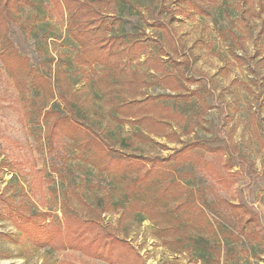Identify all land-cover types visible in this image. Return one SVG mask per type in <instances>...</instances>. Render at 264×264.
<instances>
[{"label":"rangeland","instance_id":"obj_1","mask_svg":"<svg viewBox=\"0 0 264 264\" xmlns=\"http://www.w3.org/2000/svg\"><path fill=\"white\" fill-rule=\"evenodd\" d=\"M30 1L36 4L9 21L8 35L19 53L51 80L54 98L33 90L21 93L2 63L0 41V264H264V0H192L208 14L189 15L181 13L188 9L186 0H74L73 9L84 2L97 10L102 36H132L144 47L139 58L122 62L123 76L136 71L139 88L115 91V100L93 83L102 68L80 64L64 0ZM160 22L168 24L178 51L165 42ZM166 72L179 77L186 89L167 90ZM170 93L188 97L163 101L169 110L157 132L176 136L151 134L134 122L122 125L112 116L117 101L162 100ZM48 109L80 118L102 137L113 133L108 141L114 150L128 155L166 157L196 140L223 145L221 154L205 155L207 167L191 161L187 187L199 206L207 203L211 223L221 225L226 236L191 228L188 233L198 244L182 247L157 238L150 220L123 221L118 211L103 212L94 223L85 220L95 214L72 191L86 194L92 203L106 181L83 161L71 140L55 136L49 142ZM134 133L147 136L123 148L119 138ZM66 194L72 201H63ZM23 205L49 215V243L43 247L17 227L16 210ZM64 209L83 216L80 228L87 230L76 241L67 239ZM55 226H61L62 237L55 236ZM88 243L99 247L98 253L89 255ZM204 251L212 258L201 259Z\"/></svg>","mask_w":264,"mask_h":264},{"label":"trees","instance_id":"obj_2","mask_svg":"<svg viewBox=\"0 0 264 264\" xmlns=\"http://www.w3.org/2000/svg\"><path fill=\"white\" fill-rule=\"evenodd\" d=\"M186 2L188 9H181L184 15H189L190 11L208 14L192 0H186ZM79 3L80 6L73 9L75 1L64 0L69 13V26L80 47L78 58L80 64L90 68L96 65L102 68V73L93 81L94 85L103 94L112 95V100H115L113 93L122 92V88L138 89L140 85L136 71L128 68L133 76L124 77L125 68L122 62L125 58L128 61L139 58L144 47L133 40L132 36H127L128 40H124L126 38L124 35L102 36L98 32L102 21L101 18H97L99 15L97 10L90 3ZM35 4L30 0H0L1 60L23 95L33 90L37 95L50 100L54 98L51 80L34 68L28 57L19 53L8 35L9 21H16L23 8ZM158 27L161 29L165 42L174 51H178L168 24L160 22ZM163 46V42L160 41L158 47L164 53ZM163 81L166 89L172 93L186 89L185 83L179 77L168 72L164 74ZM190 81L194 82V80ZM172 93L163 94L162 100L157 97H147L143 100L125 98L123 102L117 101L112 108V116L122 125L134 122L145 125L147 132L151 134L163 137L176 136L175 133L167 135L157 132L158 129L163 130L162 118L169 110L163 101L188 97L187 94ZM194 94L198 93L194 92ZM44 117L46 129L49 131L47 135L49 142L52 144L55 136L71 140L75 150L83 157V161L96 169L106 181V189L95 193L92 203H88L86 194L72 191L71 194L75 195L80 203L88 206L89 213L95 214L90 216L91 219H85L84 216L85 220L94 223L103 212L118 211L123 221L133 219L142 223L150 220L156 227L157 238L164 240L165 244H176L182 247L189 246L191 242L198 244L199 240L191 232L188 233V229L191 228L197 231L206 229L213 237L220 234L222 237L226 236L227 233L221 225L216 228L211 223L205 212V209H208L207 203L203 202L202 206H199L194 199H191L187 187L193 175L191 161L207 167L209 163L205 162V155L221 154L224 151L223 145L215 143L214 140H196L184 143L181 148L166 157L128 155L114 150L111 142L108 141L113 140V133L105 130V136L102 137L92 126L81 122V119L76 116L70 118L63 111L48 109ZM145 136L147 135L144 133H134L132 136L121 137L118 141L123 148H128L135 144L137 139H143ZM163 148L167 149V146L163 145ZM71 198V195L66 194L63 201H72ZM229 206L235 210L240 209L236 204L229 203ZM16 211L18 217L16 216L15 221L22 234L27 235L39 247L48 244L49 239L46 237L45 229H48L50 224H46L49 215L37 210L34 206L27 205L18 207ZM63 213L66 217L67 239L78 240L87 230L80 228L83 216L67 212L65 209ZM54 234L56 237H62L61 226H55ZM197 236L201 237V234L198 233ZM120 243L124 242L120 241ZM87 246L92 249L89 255L98 253L99 247L91 243ZM63 247L66 248V245ZM128 247L130 252H135L132 246ZM200 258L211 259L212 255L204 251Z\"/></svg>","mask_w":264,"mask_h":264}]
</instances>
